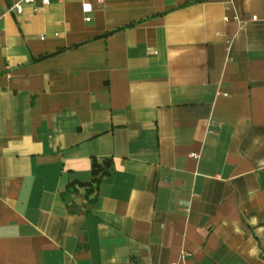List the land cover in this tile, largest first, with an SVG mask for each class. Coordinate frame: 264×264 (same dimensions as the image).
<instances>
[{
	"label": "crops",
	"instance_id": "0c3cea01",
	"mask_svg": "<svg viewBox=\"0 0 264 264\" xmlns=\"http://www.w3.org/2000/svg\"><path fill=\"white\" fill-rule=\"evenodd\" d=\"M8 7L0 264H264V0Z\"/></svg>",
	"mask_w": 264,
	"mask_h": 264
},
{
	"label": "trees",
	"instance_id": "16d2710c",
	"mask_svg": "<svg viewBox=\"0 0 264 264\" xmlns=\"http://www.w3.org/2000/svg\"><path fill=\"white\" fill-rule=\"evenodd\" d=\"M79 46V45H77ZM75 46V47H77ZM62 51V50H61ZM61 51H58L52 55H55ZM52 55H47L37 60H41ZM109 161H104L99 163L98 161H93L91 165V180L88 183H77L71 182L65 186L64 191L61 193V197L63 199H68L73 194L82 195L86 204L93 205L96 199V191L101 180L109 175Z\"/></svg>",
	"mask_w": 264,
	"mask_h": 264
},
{
	"label": "built area",
	"instance_id": "2783aa9c",
	"mask_svg": "<svg viewBox=\"0 0 264 264\" xmlns=\"http://www.w3.org/2000/svg\"><path fill=\"white\" fill-rule=\"evenodd\" d=\"M9 3L8 12L20 15L23 13L25 6H30L34 3V0H6ZM100 1V0H98ZM41 5L46 7L50 4V0H40ZM84 12H88L89 9L83 7ZM255 20V17L252 18ZM89 21V18L85 19ZM194 156V155H192ZM172 264H194L192 254L184 249H181L178 254V258Z\"/></svg>",
	"mask_w": 264,
	"mask_h": 264
}]
</instances>
